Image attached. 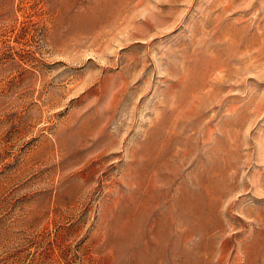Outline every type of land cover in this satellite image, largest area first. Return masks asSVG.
Instances as JSON below:
<instances>
[{
	"label": "rangeland",
	"instance_id": "rangeland-1",
	"mask_svg": "<svg viewBox=\"0 0 264 264\" xmlns=\"http://www.w3.org/2000/svg\"><path fill=\"white\" fill-rule=\"evenodd\" d=\"M0 264H264V0H0Z\"/></svg>",
	"mask_w": 264,
	"mask_h": 264
}]
</instances>
